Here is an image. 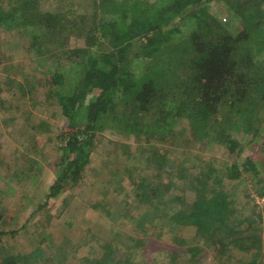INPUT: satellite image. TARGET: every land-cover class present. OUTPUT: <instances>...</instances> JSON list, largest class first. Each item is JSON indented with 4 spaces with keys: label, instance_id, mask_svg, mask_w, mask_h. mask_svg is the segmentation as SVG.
Masks as SVG:
<instances>
[{
    "label": "trees",
    "instance_id": "obj_1",
    "mask_svg": "<svg viewBox=\"0 0 264 264\" xmlns=\"http://www.w3.org/2000/svg\"><path fill=\"white\" fill-rule=\"evenodd\" d=\"M65 2L0 0V29L25 37L30 27L35 33L30 47L39 56L69 61L66 68L46 73L51 101H57L64 117L59 136L63 153L46 201L78 186L99 136L110 128L121 138L115 161H121L125 171L132 174L129 163L141 156L157 169L156 180L166 174L167 180L185 185L184 194L188 188L195 192L193 202L175 197L159 206L163 218L175 226H194L208 241L223 245V234L232 238L246 232L242 248L256 250L252 260L256 263L262 239L252 230L259 229L253 218L241 217L223 181L249 178L264 195V156L260 164L245 155L264 140V0H88L92 10L88 16L73 15ZM44 3L52 4L50 10ZM213 4L223 9L215 12ZM73 5L70 2V9ZM221 13L227 17L221 19ZM75 35L86 37L85 44L70 45ZM13 83L14 79H5L1 84L10 91ZM19 85L25 94V85ZM126 137L138 143L135 153L122 142ZM193 143H200L202 150L220 145L230 159L217 163L194 156L191 169L184 162L174 176L163 145L189 154ZM132 185L140 202L154 203L160 196L146 178ZM254 215L261 220L258 211ZM244 221L249 223L245 232ZM104 248L106 256L96 264L115 262L117 247L110 243ZM202 250L190 248L194 257ZM26 256L3 264H21Z\"/></svg>",
    "mask_w": 264,
    "mask_h": 264
},
{
    "label": "rangeland",
    "instance_id": "obj_2",
    "mask_svg": "<svg viewBox=\"0 0 264 264\" xmlns=\"http://www.w3.org/2000/svg\"><path fill=\"white\" fill-rule=\"evenodd\" d=\"M70 2H74L71 9ZM64 4L73 15L92 14L88 0H66ZM212 6L215 12L223 9ZM43 7L50 10L52 4L44 3ZM220 16L226 18L227 14ZM25 33L24 37L15 31L0 29V85L4 89L0 91V264L25 254L27 256L20 261L23 264L26 260L31 264H96L105 258L104 246L110 243L117 247L115 262L111 260L110 264H117V260H131L134 264H264V195L259 194L256 182L249 178H244V182L223 181L241 217L253 218L254 226L259 229H253L252 233L262 239V255L253 263L256 250L242 248L247 221L241 226L244 234L232 238L223 234L226 237L223 245L219 241H208L209 237L200 235L194 226H175L170 219L163 218L159 206L175 197L193 202L195 192L188 188L184 194L185 185L167 180L166 174L165 178L156 180L157 169L151 168L141 156L129 163L132 174L125 171L121 161H115L121 153L116 149L121 138L110 128L99 136L93 160L78 186L66 189L59 198L46 201L63 153L59 136L64 117L57 101H51L50 88L45 81L48 71L66 68L69 61L39 56L30 47L34 44V31L26 27ZM86 41V37L75 35L70 45H83ZM20 73L29 82L19 77ZM5 79H14L10 91L2 87ZM19 82L25 85V94ZM263 141L253 151H245V155H251L260 164L264 156ZM122 142L136 152L135 138H122ZM191 145L194 147L189 148V154L181 153V148L175 151L163 145L169 150L167 163L175 169L174 176L179 174L184 162L185 167L191 169L189 162L196 161L194 156L202 160L215 159L217 163L230 159L220 145L204 150L199 149L200 143ZM261 170L264 178L263 165ZM141 178L159 189L160 196L154 203L140 202L135 196L136 186L132 183H139ZM162 192H166L164 198ZM175 208L169 210L173 212ZM257 211L261 220L254 215ZM237 238L240 239L237 241ZM190 248L203 249L195 256L200 258L199 262L193 259L194 251L192 253Z\"/></svg>",
    "mask_w": 264,
    "mask_h": 264
}]
</instances>
